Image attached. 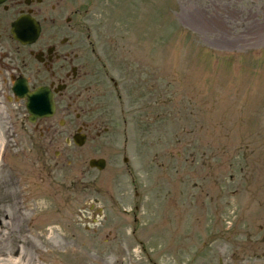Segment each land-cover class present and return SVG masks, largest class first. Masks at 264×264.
I'll list each match as a JSON object with an SVG mask.
<instances>
[{
	"label": "rangeland",
	"instance_id": "1",
	"mask_svg": "<svg viewBox=\"0 0 264 264\" xmlns=\"http://www.w3.org/2000/svg\"><path fill=\"white\" fill-rule=\"evenodd\" d=\"M91 3L109 73L90 105L109 129L69 145L1 99L0 260L50 214L46 264L80 250L71 235L85 264H264V0Z\"/></svg>",
	"mask_w": 264,
	"mask_h": 264
},
{
	"label": "flooded vegetation",
	"instance_id": "2",
	"mask_svg": "<svg viewBox=\"0 0 264 264\" xmlns=\"http://www.w3.org/2000/svg\"><path fill=\"white\" fill-rule=\"evenodd\" d=\"M89 3L90 0L0 2V102L2 98L14 102L12 87L17 82L27 84L29 90L47 86L53 93L54 115L37 120L31 127L33 131L48 133L61 119V132L67 136L79 129L94 139L102 135L97 127L102 118H93L96 108L90 102L100 96L99 81L109 72L101 40L104 35H93ZM19 22V30L27 25L39 30L33 42L22 43L13 37L11 30ZM109 80L116 89L117 82L112 76ZM15 103L21 110L19 102ZM121 111L124 113V109ZM58 134L59 130H54L51 138Z\"/></svg>",
	"mask_w": 264,
	"mask_h": 264
},
{
	"label": "bare ground",
	"instance_id": "3",
	"mask_svg": "<svg viewBox=\"0 0 264 264\" xmlns=\"http://www.w3.org/2000/svg\"><path fill=\"white\" fill-rule=\"evenodd\" d=\"M11 194V193H9ZM41 193L39 194H29L21 202V205L18 209L19 215L22 217V221L30 220V215L32 213V217L37 214L38 211H36L35 203L33 199H37V197H40ZM42 198V197H40ZM48 208V207H46ZM61 209H65V207L62 206ZM50 223L61 225L60 220L58 217L54 218V215L45 216L38 221H34V223H29L28 227L25 229L22 228V232L28 234L25 235L22 238V241H17L16 246H14L11 250L7 251L4 254V257L0 260V264H46L48 262L49 257L54 254V248L46 249V247H52L54 246V232H58L57 228L59 226H54L51 228H44L46 225H49ZM59 223V224H58ZM71 229V228H70ZM46 231V233H45ZM47 233H49V236L51 238H48ZM30 235V236H29ZM23 236V233H22ZM41 238L43 241V248L38 243V239ZM21 239V238H20ZM23 243V246H22ZM80 244V250L75 251L71 248L72 245ZM24 246H27V251L24 250ZM86 246V239L84 236H74L71 235L70 244L67 245V248H71L70 251H67V257L65 258L66 264H71L70 259L73 257H76L81 264H85L88 261V257L85 250ZM31 249V250H30ZM72 250V251H71ZM29 252H33L37 254L36 258H33ZM73 252V253H72ZM71 253V254H70ZM74 254V256H73ZM76 255V256H75ZM72 260V259H71ZM54 261L51 263L53 264ZM98 263H100L98 261Z\"/></svg>",
	"mask_w": 264,
	"mask_h": 264
},
{
	"label": "water",
	"instance_id": "4",
	"mask_svg": "<svg viewBox=\"0 0 264 264\" xmlns=\"http://www.w3.org/2000/svg\"><path fill=\"white\" fill-rule=\"evenodd\" d=\"M25 95L27 98L26 107L30 114L29 120L34 121L36 117H42V116H51L53 113V102L51 99V95L48 90L39 89L36 92L28 93L26 91ZM16 94L21 95L22 93ZM78 135H75L74 141L76 144L81 145L84 141L83 137H77ZM89 165L94 167L96 166L99 169H102L104 167V161L102 159L98 160H90Z\"/></svg>",
	"mask_w": 264,
	"mask_h": 264
}]
</instances>
